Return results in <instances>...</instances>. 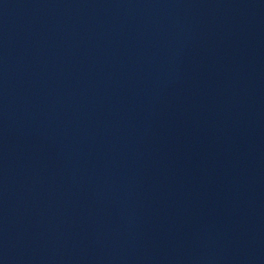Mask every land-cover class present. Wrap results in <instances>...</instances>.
Masks as SVG:
<instances>
[{"label":"water","instance_id":"1","mask_svg":"<svg viewBox=\"0 0 264 264\" xmlns=\"http://www.w3.org/2000/svg\"><path fill=\"white\" fill-rule=\"evenodd\" d=\"M0 264H264V0H0Z\"/></svg>","mask_w":264,"mask_h":264}]
</instances>
